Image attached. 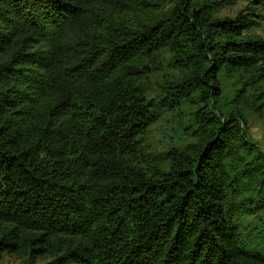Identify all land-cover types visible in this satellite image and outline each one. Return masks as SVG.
<instances>
[{
    "label": "trees",
    "instance_id": "trees-1",
    "mask_svg": "<svg viewBox=\"0 0 264 264\" xmlns=\"http://www.w3.org/2000/svg\"><path fill=\"white\" fill-rule=\"evenodd\" d=\"M131 1L0 0V251L46 250L44 264H264V153L220 105L223 79L264 75L251 32L264 0L234 18L218 14L234 0H134L169 4L139 27L116 14ZM165 49L183 76L158 103L135 59ZM183 103L194 142L144 153L157 109Z\"/></svg>",
    "mask_w": 264,
    "mask_h": 264
},
{
    "label": "rangeland",
    "instance_id": "rangeland-1",
    "mask_svg": "<svg viewBox=\"0 0 264 264\" xmlns=\"http://www.w3.org/2000/svg\"><path fill=\"white\" fill-rule=\"evenodd\" d=\"M150 1L153 2V0ZM154 3L155 6H148L132 0L128 7L117 11L116 14L128 25L139 27L160 15L169 6L167 3ZM246 5L247 0H234V4L220 9L218 14L222 17L234 18ZM251 32L264 39V23L260 28L254 27ZM135 62L140 72L138 85L148 100L158 103L167 96L166 89L170 83L183 76V72L174 59V54L168 49L148 58L140 54ZM222 84L221 107L237 108L241 112L245 121L243 127L247 130L250 141L264 153V110L260 108L264 104V75L247 85H232L225 79ZM193 112L194 109L187 103H183L173 111L157 109V120L149 126L145 136L144 153H158L172 147L184 149L193 143L192 134L188 132ZM144 158L146 159V156ZM238 220L247 226L256 223V218L250 215L241 216ZM49 260L46 250L38 254L34 253L32 257L17 250L15 252L0 251V264H44Z\"/></svg>",
    "mask_w": 264,
    "mask_h": 264
}]
</instances>
